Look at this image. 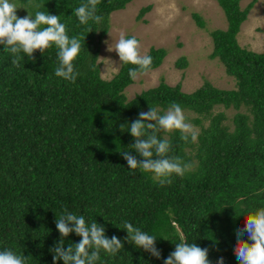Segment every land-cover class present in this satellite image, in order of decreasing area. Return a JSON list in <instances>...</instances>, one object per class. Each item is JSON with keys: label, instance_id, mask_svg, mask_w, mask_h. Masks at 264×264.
<instances>
[{"label": "trees", "instance_id": "obj_1", "mask_svg": "<svg viewBox=\"0 0 264 264\" xmlns=\"http://www.w3.org/2000/svg\"><path fill=\"white\" fill-rule=\"evenodd\" d=\"M10 1L32 16L43 11L60 17L68 36L81 42L73 61L80 75L75 83L55 75L54 44L43 54L36 50L34 60L21 52L19 67L0 45V250L25 255L27 264H53L50 249L61 238L56 216L67 209L84 216L86 224H102L108 238L123 243L115 256L101 251L97 264H164L180 242L207 248L211 264L221 256L224 264H238L235 229L243 228L245 215L264 207V50L245 49L236 39L255 0L243 8L240 0H215L226 26L209 31L208 58L222 64L233 88L204 81L183 92L180 83L171 86L160 79L130 99L123 91L132 83L129 69L137 66L119 59L116 73L104 80L97 55L110 13L131 0H101L97 14L103 22L88 25L74 14L85 0ZM149 8L141 7L136 18ZM191 16L203 27L200 16ZM145 54L152 57L151 70L160 65L165 49L150 47ZM186 65L183 56L174 61L178 69ZM173 102L194 115L186 120L199 135L193 143L183 141L178 130L159 134L170 140L171 155L193 165L183 177L173 174L171 183L161 185L152 173L130 170L121 151L140 159L130 146V123L150 106L163 114ZM215 106L234 110L229 123L223 111L212 112ZM125 221L157 238L160 258L125 239ZM80 239L70 233L65 248Z\"/></svg>", "mask_w": 264, "mask_h": 264}, {"label": "clouds", "instance_id": "obj_2", "mask_svg": "<svg viewBox=\"0 0 264 264\" xmlns=\"http://www.w3.org/2000/svg\"><path fill=\"white\" fill-rule=\"evenodd\" d=\"M100 2L101 0H85L75 8L74 14L81 24L103 22V16L97 14ZM17 8L10 0H0V45L13 57L12 64L20 66L23 59L21 52L30 60H34L33 54L36 50L43 54L54 44L58 48L59 61L55 75L75 83L80 73L74 68L73 61L81 50L80 40L68 36L66 25L60 22L58 15L37 11L34 16L28 14L20 18L16 15ZM41 25L46 27L42 28ZM92 30L89 28V32ZM108 50H115L121 63L137 66L129 69V77L133 80L151 67L152 57L141 53L140 43L135 37L125 38L121 33L114 47H109ZM177 130L185 142H188L189 138L193 143L198 139V130L187 122L178 103L173 102L163 114L151 106L148 112H140L138 118L130 123L128 130L134 138L130 146L140 159L130 154V151H121L128 168L133 172L139 169L152 173L153 181L161 185L171 183L170 177L173 174L183 177L186 172L191 171L193 165L171 155L170 140L159 135L161 132L172 133ZM55 224L61 238L50 249L53 253V264H57L61 259L63 264H97L101 251L115 256L124 247L116 236L108 238L105 235L102 224L96 221L86 224L84 216H77L67 209L59 218L56 216ZM122 229L127 231L125 239L129 243L156 258L161 257L155 236L141 231L128 221L124 222ZM73 232L82 239L78 243L68 244L65 248L64 238ZM245 234L247 239L242 238ZM235 236L234 253L238 264H264V207L245 215L244 226L235 229ZM0 264H27V257L11 249L0 250ZM164 264H211V261L207 248H201L196 243L180 242L176 243L175 250L164 259ZM216 264H224V258L218 257Z\"/></svg>", "mask_w": 264, "mask_h": 264}, {"label": "rangeland", "instance_id": "obj_3", "mask_svg": "<svg viewBox=\"0 0 264 264\" xmlns=\"http://www.w3.org/2000/svg\"><path fill=\"white\" fill-rule=\"evenodd\" d=\"M250 0H240L243 8ZM11 2V1H10ZM13 3V2H12ZM16 15L20 18L28 16V11L18 5ZM149 5L150 8L140 18H136L139 9ZM196 13L203 21L199 27L191 14ZM226 26L222 9L215 0H131L124 8L112 11L109 16V29L99 44L97 62L102 79H110L119 67V56L114 47L121 33L131 34L140 43L141 53L145 54L150 47L165 49V55L156 68L140 73L137 79L125 87L127 99L134 94L157 85L163 79L168 85L180 83L183 92H191L202 82L208 81L220 89H231L234 80L228 76L222 64L216 59L208 58L212 43L209 31ZM264 0H255L240 24L236 35L239 46L261 52L264 50ZM180 56L185 57L187 65L183 69L174 66ZM223 111L226 120L234 112L233 109L215 106L212 112ZM185 117L194 115L183 110ZM187 122L191 123L190 120ZM193 125V124H192ZM197 130V126L193 125Z\"/></svg>", "mask_w": 264, "mask_h": 264}]
</instances>
